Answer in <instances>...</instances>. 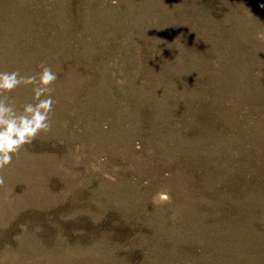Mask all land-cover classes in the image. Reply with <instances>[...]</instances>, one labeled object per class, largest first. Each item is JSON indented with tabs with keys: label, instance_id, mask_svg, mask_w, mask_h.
<instances>
[{
	"label": "rangeland",
	"instance_id": "rangeland-1",
	"mask_svg": "<svg viewBox=\"0 0 264 264\" xmlns=\"http://www.w3.org/2000/svg\"><path fill=\"white\" fill-rule=\"evenodd\" d=\"M0 72V264H264V0H0Z\"/></svg>",
	"mask_w": 264,
	"mask_h": 264
},
{
	"label": "clouds",
	"instance_id": "clouds-1",
	"mask_svg": "<svg viewBox=\"0 0 264 264\" xmlns=\"http://www.w3.org/2000/svg\"><path fill=\"white\" fill-rule=\"evenodd\" d=\"M21 79L32 80L33 77H20L18 72H0V92H11L19 84ZM56 75L50 68H44L39 77V83L47 86L55 81ZM41 105H37V109ZM31 111V107L25 109ZM10 109L0 103V168L11 162V153L17 151L21 145L30 142V138L43 127V119L37 116L34 120L28 121L21 118L19 123L15 118H7ZM0 183L3 180L0 179Z\"/></svg>",
	"mask_w": 264,
	"mask_h": 264
}]
</instances>
